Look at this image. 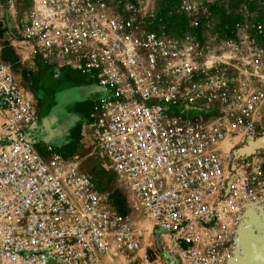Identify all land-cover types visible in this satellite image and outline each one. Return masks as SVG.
<instances>
[{"label":"built area","instance_id":"built-area-1","mask_svg":"<svg viewBox=\"0 0 264 264\" xmlns=\"http://www.w3.org/2000/svg\"><path fill=\"white\" fill-rule=\"evenodd\" d=\"M185 4L177 36L139 2L3 0L35 52L94 81L93 137L150 236L33 141L39 109L0 37V264H264V84L240 73L264 74V17L216 30Z\"/></svg>","mask_w":264,"mask_h":264},{"label":"rangeland","instance_id":"rangeland-1","mask_svg":"<svg viewBox=\"0 0 264 264\" xmlns=\"http://www.w3.org/2000/svg\"><path fill=\"white\" fill-rule=\"evenodd\" d=\"M115 1L120 5L143 3L155 29L177 36L189 31L190 14L185 6L188 0ZM196 1L203 5V18L207 17L216 30L231 31L247 17H264V0ZM16 24L5 15L3 0H0V37L5 43V58L39 109L40 119L33 132V141L41 149L47 144L56 146L67 158L84 167L108 200L119 211L132 216L143 234L144 243H148L150 227L139 197L129 188L126 179L109 169L92 134L93 114L99 97L94 81L86 74L47 61L21 37ZM240 73L243 80L264 84L262 73L244 67Z\"/></svg>","mask_w":264,"mask_h":264}]
</instances>
